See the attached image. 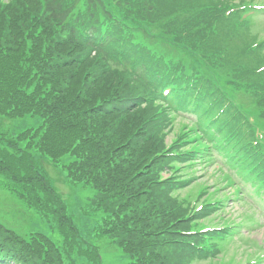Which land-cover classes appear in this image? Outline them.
Listing matches in <instances>:
<instances>
[{
  "label": "trees",
  "instance_id": "obj_1",
  "mask_svg": "<svg viewBox=\"0 0 264 264\" xmlns=\"http://www.w3.org/2000/svg\"><path fill=\"white\" fill-rule=\"evenodd\" d=\"M64 1L66 5L71 3V0ZM93 11L90 5L84 14H65L56 8L55 0L0 2V113L42 114L41 110L63 113L64 116H53V119L44 116L47 129L38 143L54 159L76 151V145L66 146L68 143L60 140L65 130H77L75 125L93 122L101 115L91 132L94 146L86 152L88 159L75 162L69 170L74 178L90 181L97 189L94 203L104 214L102 232L115 239L130 255L129 264H194L210 259L215 253L211 247L212 235L203 232L204 227L199 224V218L205 215L197 217L192 207L187 208L182 204L184 201L181 203L159 191L154 182H159V171L175 161L167 155L161 133L167 116L159 122L150 112L124 114L109 105L132 94L135 99L141 95L155 96L160 88L158 83L154 81L151 87L136 86L123 98L118 95L122 93L120 87L126 84L124 79L102 77L96 87L91 83V75L101 61L100 52L92 56L79 44L75 30L83 25L99 27V18ZM207 13L205 5L198 7L195 14L179 12L172 28V33H177L174 41L185 45L197 62L206 67L210 57L204 51L208 47L213 51L219 45L218 39L206 31ZM138 18L137 13H132L128 22L134 25ZM145 32L162 48L169 46L149 29ZM136 48L146 46L136 45ZM148 55L150 59L156 58V54ZM257 59L264 63L263 58ZM240 64L246 66L247 62ZM193 70L192 66L177 65L178 77L172 81L173 91L168 98L172 109L186 105L193 93L192 81L197 80ZM125 75L135 85L145 82L129 73ZM40 78L45 84L36 86L35 81H41ZM219 79L220 75L211 73L205 76V83L214 92V88L221 91ZM233 89L239 91L237 95L249 97L256 109L264 108V73L258 82L237 84ZM30 91L35 94L30 96ZM198 109L205 117L199 121V130L194 128L187 133L199 137L187 159L210 160L211 154L205 151L226 150L247 163L264 182V149L262 145H254L252 126L241 124V116L246 111L243 105L217 94L211 108L202 105ZM217 112L225 118L214 120ZM145 129L154 130L159 142L153 141V146L150 141L144 143L135 158L140 132ZM83 162L84 166L80 164ZM147 178L151 181H141ZM4 258L13 259L17 264H75L67 261L49 237L23 236L0 225V259Z\"/></svg>",
  "mask_w": 264,
  "mask_h": 264
},
{
  "label": "rangeland",
  "instance_id": "obj_2",
  "mask_svg": "<svg viewBox=\"0 0 264 264\" xmlns=\"http://www.w3.org/2000/svg\"><path fill=\"white\" fill-rule=\"evenodd\" d=\"M262 27L264 28V26ZM41 123L42 119L39 116L28 115L18 118L0 116V131L5 132L6 136L15 137L19 132L29 127H38ZM24 144L25 142L23 145ZM34 157L36 164L46 172L50 183L63 195L67 202L68 212L73 215L72 218L75 226H77L79 230L80 239L97 246L103 255L105 264H128L130 258L126 253L116 244L110 242L109 239L102 238L97 234L96 228L101 222V216L89 210V206L87 205L88 199L86 197L87 195L94 196L95 190L89 185H75L69 182L66 177L65 169L62 170L60 167H55L52 162L47 161L40 155V152H34ZM196 175L197 180L189 187L180 191L182 197H187L191 193L194 194L198 183L209 184L212 183L215 178L214 170L210 168H199ZM231 204L232 202H229L228 208L236 211V214H240L243 211V207L240 204L236 203L234 206H231ZM13 210L25 212L26 207L20 201H15L12 193L4 189L0 183V220L5 223L11 222L18 225L17 218L12 215ZM24 220L26 227L42 232L53 238L59 244L63 253H67L68 246L65 245L63 236L57 230L53 218H47L34 212V210H29L28 216H26ZM236 238L237 239L233 238V241L227 242L222 246V257L226 255V260L228 261V259H230L231 261L229 262L233 263L239 258L252 255L253 248L248 247V239L264 240V227L262 226L251 233L243 228ZM84 244L88 245L86 243ZM75 245L78 246L77 243H75ZM71 254L76 259L77 264H91L83 255L74 251H72ZM202 264L206 263L203 262Z\"/></svg>",
  "mask_w": 264,
  "mask_h": 264
}]
</instances>
